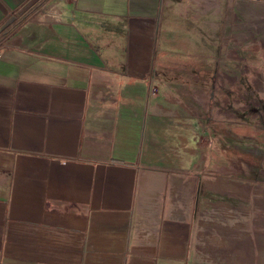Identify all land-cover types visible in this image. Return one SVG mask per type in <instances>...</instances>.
I'll return each instance as SVG.
<instances>
[{"label":"crops","instance_id":"0c3cea01","mask_svg":"<svg viewBox=\"0 0 264 264\" xmlns=\"http://www.w3.org/2000/svg\"><path fill=\"white\" fill-rule=\"evenodd\" d=\"M244 1L0 0V264H200L203 126L227 51L242 74Z\"/></svg>","mask_w":264,"mask_h":264},{"label":"rangeland","instance_id":"374dc122","mask_svg":"<svg viewBox=\"0 0 264 264\" xmlns=\"http://www.w3.org/2000/svg\"><path fill=\"white\" fill-rule=\"evenodd\" d=\"M243 10L242 74H234L235 55L227 51L203 126L201 144L210 149L201 165L210 176L197 189L200 264H264V0L244 1Z\"/></svg>","mask_w":264,"mask_h":264},{"label":"built area","instance_id":"2783aa9c","mask_svg":"<svg viewBox=\"0 0 264 264\" xmlns=\"http://www.w3.org/2000/svg\"><path fill=\"white\" fill-rule=\"evenodd\" d=\"M24 15V14H23ZM19 18V17H18ZM263 43V45H264V42H262ZM1 45H6V39H5V37H2V43H1Z\"/></svg>","mask_w":264,"mask_h":264}]
</instances>
